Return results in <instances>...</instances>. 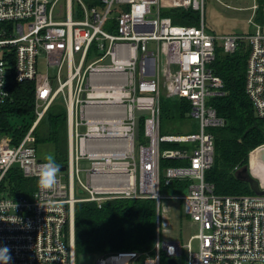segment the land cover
Instances as JSON below:
<instances>
[{"label":"built area","instance_id":"built-area-1","mask_svg":"<svg viewBox=\"0 0 264 264\" xmlns=\"http://www.w3.org/2000/svg\"><path fill=\"white\" fill-rule=\"evenodd\" d=\"M204 2L0 0V112L15 82H31L35 102V120L18 143L0 128V247H8V264H74L76 203L100 208L115 199L155 201L153 247L97 255L92 264H161V258L181 264L182 257L184 264H264V194L219 195L205 180L214 161L213 129L226 124L212 105L226 94L212 69L216 51L247 46L244 91L264 119V31L249 20L248 34L208 33ZM165 9H191L198 23L174 24ZM162 94L188 102L195 132L160 134ZM59 99L66 109V165L55 184L42 188L45 161L33 132ZM164 144L173 148L161 150ZM261 148L248 153V170L264 190V171L255 165ZM160 159L183 164L161 168ZM15 168L32 181L30 192L11 193L7 178ZM173 181L187 182L183 193L162 194L161 183ZM165 198L179 201L196 227L186 243L160 237Z\"/></svg>","mask_w":264,"mask_h":264},{"label":"trees","instance_id":"trees-1","mask_svg":"<svg viewBox=\"0 0 264 264\" xmlns=\"http://www.w3.org/2000/svg\"><path fill=\"white\" fill-rule=\"evenodd\" d=\"M259 2V16L263 18L264 1ZM163 16L174 24L193 26L198 23V13L191 9H166ZM248 55L244 42L231 54L217 49L212 64L214 73L223 82L225 95L215 97L212 105L216 113L225 119L222 128L213 129L214 161L206 172L205 180L219 195L252 193L246 182L235 178V168L247 165L248 153L264 144V119L256 117L244 91L245 64ZM13 101L2 111L1 128L14 140L19 141L33 120L32 84H15L12 88ZM188 110L186 102L177 106L161 105V119H170L171 113L178 118ZM177 113V114H175ZM141 129V126H140ZM36 143L49 144L51 155L59 166L66 165L67 142L63 106L53 105L45 113L35 129ZM182 161L160 159V167L182 165ZM11 193L22 195L33 189L32 181L24 179L18 169L8 173ZM186 181L161 183L160 191L167 194L183 193ZM157 212L155 201L150 199H115L97 207L94 202H81L74 209V253L75 264L83 257H95L117 251H151L156 234ZM161 264H167L161 258Z\"/></svg>","mask_w":264,"mask_h":264},{"label":"rangeland","instance_id":"rangeland-1","mask_svg":"<svg viewBox=\"0 0 264 264\" xmlns=\"http://www.w3.org/2000/svg\"><path fill=\"white\" fill-rule=\"evenodd\" d=\"M254 2L259 3L258 0H205L204 21L206 31L215 35L248 34L254 30V26L249 23V19L251 18L253 21H256L258 24H260L264 29V7L262 10V21L259 22L257 21L259 9L257 11L251 9ZM179 104L180 101L170 100L169 98H165L163 95H161V102L159 105L161 120L159 129L160 134L175 135L195 132L196 121L192 118H178L177 115L171 113L172 117L170 119H161V105L177 106ZM171 148L173 147L170 144H164L161 146V150ZM49 154H51V146L49 144L38 146L39 157L45 159ZM248 165L247 159L246 166L248 167ZM158 215L160 221L161 238L165 237L186 243L188 238L196 232L195 225L184 216L182 204L177 200L166 198L161 200L159 203ZM192 246H195L194 242L192 243ZM93 260L94 257H83L78 261V264H92ZM184 263L185 258L182 257L181 264Z\"/></svg>","mask_w":264,"mask_h":264},{"label":"clouds","instance_id":"clouds-1","mask_svg":"<svg viewBox=\"0 0 264 264\" xmlns=\"http://www.w3.org/2000/svg\"><path fill=\"white\" fill-rule=\"evenodd\" d=\"M58 171L59 164L54 159L53 155H47L45 162L39 167L38 184L42 188H50L56 183ZM10 258L8 247H0V264H8Z\"/></svg>","mask_w":264,"mask_h":264},{"label":"water","instance_id":"water-1","mask_svg":"<svg viewBox=\"0 0 264 264\" xmlns=\"http://www.w3.org/2000/svg\"><path fill=\"white\" fill-rule=\"evenodd\" d=\"M138 115L144 114V112H137ZM138 137V122H135V139ZM255 165L259 168H261L264 171V148L259 149L256 152V160ZM64 166H59V171H64ZM235 178L239 181L246 182L249 186V189L251 192L262 195L264 194V190H261L258 186V181L252 177V175L249 173L248 167L243 166L239 168L234 173ZM167 264H178L175 260L169 259L167 260Z\"/></svg>","mask_w":264,"mask_h":264},{"label":"crops","instance_id":"crops-1","mask_svg":"<svg viewBox=\"0 0 264 264\" xmlns=\"http://www.w3.org/2000/svg\"><path fill=\"white\" fill-rule=\"evenodd\" d=\"M264 1V0H263ZM256 3V2H255ZM254 4V3H253ZM257 4V9H256V11L258 10V8H259V3H256ZM166 10V9H165ZM165 10H163V11H165ZM162 11V12H163ZM256 14V13H255ZM249 20H252L253 21V19L251 18V19H249ZM254 23H256L257 25H259V26H261L260 24H258L256 21H253ZM250 23V22H249ZM261 28L263 29V27L261 26ZM263 31H264V29H263ZM245 70H246V64H245ZM24 83H29V82H15V83H13L11 86H10V88H9V93H10V99L5 103V105L7 104V103H9V102H12L13 101V97H12V88H13V86L15 85V84H24ZM31 83V82H30ZM32 84V83H31ZM32 87H33V84H32ZM33 94H34V88H33ZM163 95V94H162ZM164 96V95H163ZM165 97V96H164ZM34 98V97H33ZM166 98V97H165ZM170 100H178V101H180V102H186L187 104H188V102L187 101H184V100H180V99H176V98H169ZM160 102H161V98H160ZM60 105V106H63V108H64V113H65V123H66V109H65V106H64V104L61 102V100L59 99V100H57L55 103H53L51 106H53V105ZM5 105L2 107V110H1V112H0V128H1V121H2V111H3V109H4V107H5ZM50 106V107H51ZM49 107V108H50ZM34 108H35V102H34V100H33V110H32V115H33V120H32V122H31V125L33 124V122H34V120H35V114H34ZM48 108V109H49ZM47 109V110H48ZM189 110H190V108H189V104H188V110L184 113V115H183V118L184 119H188V118H191V117H189V115H188V113H189ZM47 112V111H46ZM45 115V114H44ZM44 117V116H43ZM159 119H160V106H159ZM41 120H43V118L41 119ZM40 120V121H41ZM40 121L38 122V124L36 125V127H35V129L38 127V125H39V123H40ZM160 124H161V120H160ZM30 125V126H31ZM29 126V127H30ZM196 128V127H195ZM35 129H34V138H35V144H34V149H35V151H36V154H37V156H38V144L36 143V136H35ZM28 130V129H27ZM141 130V129H140ZM1 131L3 132V130H2V128H1ZM4 134H6L5 132H3ZM140 133H141V131H140ZM7 135V134H6ZM25 135V134H24ZM12 139V138H11ZM21 140V139H20ZM19 140V141H20ZM19 141H17V142H14V140L12 139V143L13 144H16V143H18ZM66 142H67V126H66ZM68 150V149H67ZM39 157V156H38ZM40 159H42L41 157H39ZM67 159V158H66ZM42 160H44L45 161V159H42ZM166 167V166H165ZM162 193V192H161ZM162 194H165V195H170V194H167V193H162ZM151 200V199H150ZM106 202V201H105ZM155 206H156V204H155ZM156 212H157V210H156Z\"/></svg>","mask_w":264,"mask_h":264},{"label":"bare ground","instance_id":"bare-ground-1","mask_svg":"<svg viewBox=\"0 0 264 264\" xmlns=\"http://www.w3.org/2000/svg\"><path fill=\"white\" fill-rule=\"evenodd\" d=\"M251 165H253V160H252V164ZM254 171L255 170H257V168L255 167L254 169H253ZM73 236H74V227H73ZM74 251V250H73ZM74 262H75V253H74ZM75 264V263H74Z\"/></svg>","mask_w":264,"mask_h":264}]
</instances>
